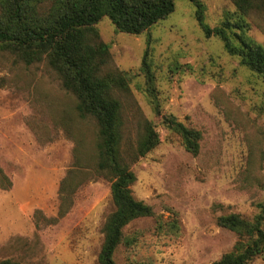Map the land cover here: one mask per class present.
Returning <instances> with one entry per match:
<instances>
[{
	"label": "rangeland",
	"instance_id": "obj_1",
	"mask_svg": "<svg viewBox=\"0 0 264 264\" xmlns=\"http://www.w3.org/2000/svg\"><path fill=\"white\" fill-rule=\"evenodd\" d=\"M204 22L246 23L245 35L264 48V12L242 17L233 0H201ZM109 46L111 67L127 74L122 96L121 150L126 156L150 122L160 143L131 164L134 199L152 217L125 228L116 264H212L233 251L238 237L220 216L251 221L264 203V83L206 37L195 7L177 0L173 12L140 35L118 32L108 18L96 25ZM150 65L156 114L141 70ZM75 97L45 63L26 67L0 52V262L98 264L102 228L113 212L110 182L96 176L97 127L81 119ZM172 116L200 133L197 155L162 124ZM69 198L60 217L62 181ZM42 218L36 225L34 214ZM55 220V221H54ZM171 225L174 228L171 229ZM251 264H264V253Z\"/></svg>",
	"mask_w": 264,
	"mask_h": 264
},
{
	"label": "trees",
	"instance_id": "obj_2",
	"mask_svg": "<svg viewBox=\"0 0 264 264\" xmlns=\"http://www.w3.org/2000/svg\"><path fill=\"white\" fill-rule=\"evenodd\" d=\"M177 0H0V52L7 53L26 67L45 63L55 74L61 87L76 99L75 111L81 119H92L97 127L94 173L110 182L113 212L102 228L103 242L98 264H116L113 255L120 245L133 240L125 236V228L140 218L153 216L151 208L132 196L135 175L131 164L139 161L159 143L153 125L145 121L143 133L126 156L121 150L123 121L122 96L129 93L126 73L111 67L109 46L99 36L95 25L108 18L115 29L124 34L140 35L158 21L168 17ZM195 7V19L206 35H214L223 43L224 51L239 64L258 75L264 83V48L246 33V23L223 22L211 29L204 22L201 0H188ZM244 18L252 10L264 12V0H233ZM147 57L141 70L145 93L153 111L159 114L155 88ZM164 127L177 135L185 150L197 155L200 133L187 128L172 116H162ZM11 182L0 170V188L9 189ZM62 181L59 190L63 205L69 198ZM258 214L247 221L236 214L220 216L217 225L238 237L233 251L212 264H251L264 253V203ZM35 222L42 218L34 214ZM55 221V220H54ZM174 228V225L170 227ZM0 264H19L10 260Z\"/></svg>",
	"mask_w": 264,
	"mask_h": 264
}]
</instances>
